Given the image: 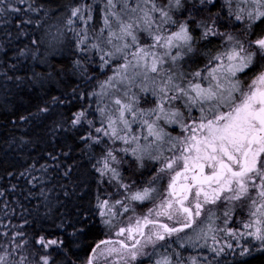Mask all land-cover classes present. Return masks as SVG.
<instances>
[{
	"label": "snow or ice",
	"instance_id": "1",
	"mask_svg": "<svg viewBox=\"0 0 264 264\" xmlns=\"http://www.w3.org/2000/svg\"><path fill=\"white\" fill-rule=\"evenodd\" d=\"M0 99V264H264V0H0Z\"/></svg>",
	"mask_w": 264,
	"mask_h": 264
},
{
	"label": "trees",
	"instance_id": "2",
	"mask_svg": "<svg viewBox=\"0 0 264 264\" xmlns=\"http://www.w3.org/2000/svg\"><path fill=\"white\" fill-rule=\"evenodd\" d=\"M55 85H49V88H54ZM57 93L54 91L53 95ZM9 100L13 105H16L20 110L28 109L31 107V104L28 102V99H21L19 96H10ZM34 102V101H33ZM11 109L5 107L3 100L0 99V173L6 167H9L13 164L19 165L22 163V159L15 155L14 148H5L3 141L9 139L11 136H16L18 132H22V129L14 128L12 125L7 124L9 120V111ZM251 264H262L260 259L253 260Z\"/></svg>",
	"mask_w": 264,
	"mask_h": 264
}]
</instances>
